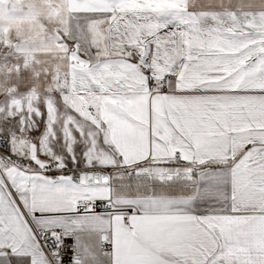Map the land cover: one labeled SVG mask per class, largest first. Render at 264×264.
<instances>
[{"label":"snow or ice","instance_id":"snow-or-ice-1","mask_svg":"<svg viewBox=\"0 0 264 264\" xmlns=\"http://www.w3.org/2000/svg\"><path fill=\"white\" fill-rule=\"evenodd\" d=\"M0 264H264V0H0Z\"/></svg>","mask_w":264,"mask_h":264},{"label":"crops","instance_id":"crops-1","mask_svg":"<svg viewBox=\"0 0 264 264\" xmlns=\"http://www.w3.org/2000/svg\"><path fill=\"white\" fill-rule=\"evenodd\" d=\"M19 14L20 13H19V10L18 9L13 12V15H19ZM24 27L26 28L27 26L25 25Z\"/></svg>","mask_w":264,"mask_h":264}]
</instances>
